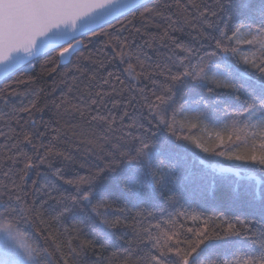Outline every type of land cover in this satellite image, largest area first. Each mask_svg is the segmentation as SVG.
Returning a JSON list of instances; mask_svg holds the SVG:
<instances>
[{"label":"snow or ice","instance_id":"1","mask_svg":"<svg viewBox=\"0 0 264 264\" xmlns=\"http://www.w3.org/2000/svg\"><path fill=\"white\" fill-rule=\"evenodd\" d=\"M138 2L0 0V65L6 68L20 63L25 56L35 58L41 49L48 46L60 48L57 55L61 60L71 55L75 45L65 40L69 28L91 32L93 37L108 36L105 43L113 53L111 58L104 53L106 59H93L92 53L82 54V59L96 65V69L83 66L75 69L87 80L85 87L78 90L80 103H72L69 99V93L73 91L69 87L68 93H62L61 103L55 105L58 110L64 107L65 113H78L86 123L98 127V131L72 132L73 136H78L82 143L90 146L89 150L100 161L86 177L65 179L63 169L54 166L57 158L72 160L68 153L56 147L63 134L61 127L55 129L56 135L48 144L38 142V138L46 134L38 130L39 122L32 119L34 111L43 110L37 106L38 91L18 93L0 89V100L8 109L7 112L0 110V119L9 129V134L0 132V136L8 141L0 146L4 149L0 153V176L3 177L0 179V264H88L89 251L95 248V242L79 236L61 239L68 232L67 228L60 231L62 221L66 214L78 210L94 232L103 234L101 226L104 225L116 227L122 222L120 216L116 215L115 220L110 216L116 211L123 212V209L109 212L111 203L108 197L120 183L141 197H153L158 193L166 204L175 202L176 192L169 185L175 182L179 168L177 150L181 145L171 137L176 141L190 139L183 134L185 128L190 130L201 126L211 119L213 112L223 111L232 117L231 124L224 126L228 130L229 146L224 147L225 139L217 132L219 144L216 147L219 151L203 147L200 143H196V147L226 160L239 161L241 165H256L264 172V0H214L212 4L204 0L151 4L149 0V3L137 6ZM125 11L134 19L139 13L141 27H135L132 21L129 24H133L135 33L149 37L142 45H137V49L159 44L167 49L165 63L161 64L158 59L155 64L146 65L140 59L139 51L131 49L128 38L121 39L119 32L124 30L123 25L116 35L98 33L89 27L92 24L101 27L105 16L123 15ZM150 27L157 31L149 32ZM186 28L195 33L187 41L176 35ZM205 45L212 50L200 55ZM241 46H247L248 50L241 51ZM236 57L247 66L245 71H239L230 63ZM116 59L126 64L124 73L132 82L129 91L133 95L122 111H116L121 100L111 99L112 108L107 109L105 98L113 94L119 97L124 89L117 91L113 86L109 92L103 91L100 85H107L110 80L124 85L125 81L113 72H107L106 76L98 75V69ZM28 63L31 66V60ZM55 71L53 65L50 72ZM157 71L165 78L159 85L152 79ZM141 79L151 80L154 87H137ZM21 83L27 84L28 81H17V84ZM178 85L188 91L176 99L174 89ZM221 89L232 98L230 101L220 99ZM25 95L31 97L27 104L23 100L9 102V97ZM133 100L141 102L140 114H137ZM220 104H224L223 109ZM129 108L133 111L129 112ZM229 108L234 110L228 112ZM144 109L147 110L146 115L142 114ZM20 113L26 114L27 119ZM13 120L19 131L12 127ZM26 147L32 149L31 154ZM40 165H45L48 171H37L39 180H33L32 187L26 190L27 177ZM220 171L227 173L224 179L242 185L253 197L257 189L264 193V178H257L251 169L237 166ZM58 180L73 185L75 192L67 197L63 193L60 197L48 194V199H56L58 203L65 199L71 201L51 218L56 224L54 232L51 222L45 220L47 200H41L39 204L35 200L32 203L27 201L30 192L42 193L45 187L54 188ZM38 183L40 187H35ZM249 205V211L243 217H221L227 224L222 231H209L210 217L205 218L202 228H187L186 233H194V236L185 234L182 224L177 227L185 212L175 216L169 214V219L147 226L138 221L136 242L143 245L140 251L144 255L133 260L131 256L135 249L125 250L128 257L124 264H264V195L258 207L252 202ZM161 212H164L163 208ZM147 215L151 217L153 214L149 212ZM96 217L101 218L98 224ZM37 221L40 226H37ZM21 224L30 225L33 231H21ZM22 237L31 243H24ZM222 242L231 245V252L223 258L210 256ZM106 243L107 234H104V243L100 247ZM104 259L97 251L94 264H103Z\"/></svg>","mask_w":264,"mask_h":264},{"label":"trees","instance_id":"2","mask_svg":"<svg viewBox=\"0 0 264 264\" xmlns=\"http://www.w3.org/2000/svg\"><path fill=\"white\" fill-rule=\"evenodd\" d=\"M151 4L171 3L172 0H150ZM205 3L212 4L214 0H204ZM149 3V0L144 2ZM132 21L135 27H141L142 21L139 18V13H136L134 19L132 15H124L118 17L112 22L105 24L94 31L105 32L110 35H116L117 31L121 29V25L124 26V30L119 32L121 39L128 38V43L132 50L139 51L140 59L148 64H155L157 60L163 64L167 61L166 52L167 49L159 44H153L152 47L144 46L138 50L137 45H142L144 40L149 39L148 36H141L135 33L133 24H129ZM143 31V29H142ZM149 32L157 31L156 28L150 27ZM191 33V35H189ZM231 33H229L230 35ZM178 37L184 40H190L191 36H195L194 32L190 29H185L183 33H176ZM109 37L104 35L91 36V32H88L71 43L80 40L82 42V48L77 50L70 58L69 62L62 64L57 53L60 48L46 52L44 55L37 57L31 61L32 67L26 69L27 65L16 70L8 77L0 81V89H4L7 92L15 90L18 93H30L32 91H38L37 106L42 111H34L32 119L38 121V130L45 132L46 134L38 138L39 143L48 144L52 136L56 135L55 129L57 127L62 128V135L60 140L56 142L58 150L68 153L72 160H63L57 158L54 162L55 167H61L64 171L65 179H75L77 177H86L89 174V170H94V165L100 163L97 160L93 151H90V146L81 142L78 136H73V130L79 132L81 130L86 132L98 131L96 124H88L81 119L78 113H65L64 107L59 110L55 107L56 104L61 103L63 99L62 93H68V88L72 87L73 91L69 93V99L72 103H80L78 97V90L83 89L87 84V80L75 69L77 66H83L85 69H96V65L90 61L82 59L83 56L93 54V59H106L104 53H107V58L113 56L110 46H106V41ZM204 43L203 41H201ZM67 47V44L63 45ZM198 46V45H197ZM205 45V48L201 50L200 55H203L205 51H211ZM247 46H241V51H247ZM159 53V57L157 56ZM218 60V58H217ZM56 61H59L57 64ZM134 62V59H133ZM230 63L233 64L236 69L243 72L247 69L239 57L232 58ZM55 65L56 71L51 73V67ZM126 64H121L118 59L113 60L111 63H105L104 68L98 69V75L106 76L107 72H113L115 76H118L120 80H124L125 84L121 85L119 81L110 80L107 85H100L103 91H111L114 86L117 91L124 89L121 96L117 97L113 94L111 97H106L107 109L112 108L111 99L121 100V106L116 111H122L124 105L128 99L133 95L129 91V85L132 83L129 81L127 74L124 73ZM176 69L173 68V71ZM250 71V69H248ZM75 78V80H74ZM152 79L157 81V84L164 83V76L159 75V72L152 75ZM17 81H28L27 84H17ZM95 83H98L95 82ZM137 87H147L152 89L154 86L151 80L141 79L137 82ZM93 90H96L95 88ZM176 92V99H179L182 93H187L188 89L183 86H177L174 89ZM222 93L220 99L224 101H230L232 98L221 89ZM198 98V97H197ZM30 96H12L9 97L10 103H16L18 100H23L27 104ZM133 104L136 105L137 114H140L141 102L133 100ZM201 108L203 105L200 106ZM221 109L224 108V104H220ZM0 110L7 112L8 109L4 108L3 101L0 100ZM129 112L133 109L129 108ZM234 109L229 108L228 112H232ZM143 115L147 114V110H143ZM20 116L27 119L26 114L20 113ZM59 121V124L57 123ZM129 121H125L128 123ZM232 117L223 111H217L212 113L210 120L204 121V123L193 129L184 130V135L190 137V139H181L176 141L175 137L171 139L181 145L177 150L179 155V168L176 173L175 182L169 185L176 192V200L171 204H166L164 199L157 193L153 197H141L139 193L135 191H129L123 183H120L119 187L108 197L111 203L109 212H113L116 209H123V212L116 211L115 215L110 216V219L115 220V216L119 215L121 223L116 227H103V234L94 232L92 228L88 227L84 222V214L80 211H75L72 214H66L62 221L63 227L68 229L67 235L61 237L63 240H67L69 237H77L80 239H89L95 242V248L89 251L88 264H94L96 261L97 251L102 253L105 258L103 264H124L125 258L128 257V252L125 250L135 249L131 259H135L138 256H143L144 252L140 251L143 245H138L136 242L137 222H142L145 226L150 224H156L164 220L169 219V214L175 216L179 212H185L186 215L180 219L177 223V227L183 225V231L189 236H194V233H186L187 228L199 229L204 227L205 218L210 217L208 221L209 231H222L227 224L224 223L221 217L235 218L236 216L243 217L249 211V202L259 206L260 200L264 193H261L259 189L255 191V196L246 190L242 185H237L235 182H230L223 177L227 173H221V169H232L237 166H243L251 169L253 174L257 178H264V172H261L256 165H241V162L235 160H226L223 157L212 155L201 151L196 147V143H200L203 147L209 149H220L216 147L219 141L216 139V133L219 132L225 139V148H228L229 142L227 141L228 130L224 126L230 125ZM23 123V120L21 121ZM45 123L48 125L45 128ZM207 125V128L204 125ZM12 127H17L15 120L12 121ZM17 131L19 128L17 127ZM0 132L9 134V129L5 125V121L0 119ZM168 135V133H164ZM235 137H233V141ZM8 141L4 136H0V146L7 144ZM242 150V148H241ZM4 149H0L2 153ZM26 151L30 154L32 149L26 147ZM43 151V149H41ZM44 173L48 171L45 165H40L38 169H34L27 177L26 190L32 187L33 180H39L36 172ZM3 177L0 176V179ZM35 187H40L38 183ZM75 192L73 185L65 184L62 180L56 181V187H45L42 193L30 192L28 197V203H32L35 200L36 204H39L41 200H47V204L44 205L45 220L51 222L52 231H56V224L51 220L57 212L62 210L65 204H70L71 201L65 199L62 203H58L56 199H48L50 193L53 197H60L61 193L64 196H70ZM164 212H161V209ZM101 211H104L101 209ZM151 212L153 215L149 217L147 213ZM138 213H142L138 216ZM94 215V214H93ZM195 217V218H193ZM100 217H96V223H99ZM37 226L39 222L37 221ZM219 225V227H216ZM21 231L32 232L33 228L30 225H20ZM78 230V231H77ZM104 234H107V243L103 248L100 247L104 243ZM183 238V237H182ZM26 239V238H24ZM27 240V239H26ZM29 243L31 241L27 240ZM42 244L43 240L40 241ZM231 245L222 242L220 246L210 256L219 255L221 258L227 256L231 252Z\"/></svg>","mask_w":264,"mask_h":264},{"label":"water","instance_id":"3","mask_svg":"<svg viewBox=\"0 0 264 264\" xmlns=\"http://www.w3.org/2000/svg\"><path fill=\"white\" fill-rule=\"evenodd\" d=\"M148 0H139L137 6H139V3H144ZM125 13H127V11H125ZM124 13V14H125ZM123 14V15H124ZM122 16L121 13H115L114 15H108V16H105L104 20L101 21V26L105 25V24H108L110 22H112L113 20L117 19V17H120ZM89 27L92 29V30H95L99 27H96L95 24H92V25H89ZM68 35L65 37V40H69V41H74L76 40L77 38H79L80 36L86 34L83 32V30H73L72 28H69L68 30ZM88 33V32H87ZM37 39H40L39 37ZM77 41H79L80 43H76ZM76 42H74L73 44L75 45V47L71 50L72 51V54L69 55V56H66L64 59H60L61 60V63L62 64H66L69 62L71 56L77 51V50H80L82 48V42L80 40H77ZM60 44L62 45H65L66 43H64L63 41H60L59 42ZM54 49H58L59 47L53 45V46H48V47H44L43 49H41L38 54L35 56V58H32V57H27L25 56V59L23 61H21L20 63L10 67V68H6L2 65H0V81H2L4 78L8 77L10 74H12L13 72H15L16 70L20 69L21 67L25 66L28 64V61L29 60H34L36 59L37 57L39 56H42L44 55L46 52H49V51H52ZM21 55H24L23 53Z\"/></svg>","mask_w":264,"mask_h":264},{"label":"rangeland","instance_id":"4","mask_svg":"<svg viewBox=\"0 0 264 264\" xmlns=\"http://www.w3.org/2000/svg\"><path fill=\"white\" fill-rule=\"evenodd\" d=\"M27 68L26 69H30L31 67H32V65L31 66H29V64L26 66ZM22 241L24 242V243H29L26 239H24L23 237H22Z\"/></svg>","mask_w":264,"mask_h":264}]
</instances>
